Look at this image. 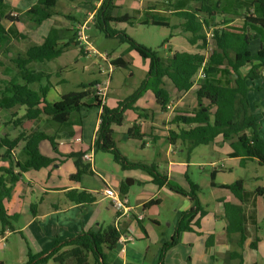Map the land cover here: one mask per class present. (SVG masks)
<instances>
[{"label":"trees","instance_id":"16d2710c","mask_svg":"<svg viewBox=\"0 0 264 264\" xmlns=\"http://www.w3.org/2000/svg\"><path fill=\"white\" fill-rule=\"evenodd\" d=\"M194 1L198 5L193 9L174 10L170 13L174 20L178 19L174 23L170 22L169 17L159 15L160 13H147L145 23L168 27L172 30L179 29L178 33L186 35L191 45L205 52L174 51L170 55L160 56L152 49L137 43L125 31L113 27V24L117 23H132L134 18L121 13V6L113 0H100L93 16L95 27L106 38L127 43L125 52L133 50L147 64L143 81L132 93L117 101L113 107L107 104L101 105L97 100L93 89L97 80L81 84V90L62 94L58 101L50 102L46 98L51 86L50 74L29 67L32 61L58 57L75 40L74 34L67 41L61 42L59 30L52 27L42 43L30 46L24 53V57L17 56L11 59L12 63L22 70L23 83L11 84L12 94L4 103H0V109L24 106L25 112L21 116L12 115L14 118L10 123L13 127L20 128L15 137L11 138L7 132L0 134V148H4V153L0 157L3 160H10L9 167H0V227L2 229L6 226L11 228L8 219L18 217V214L7 213L4 201L10 198L12 188L20 180L22 172L71 159L75 171L69 175V180L78 182L83 172L89 170L91 173H96L82 158L92 148L110 152L114 160L124 168H139L147 171L156 185L166 184L170 190L190 200L191 207L183 211L176 222V235L191 231L194 226H198L199 216L206 213L198 198L199 186L188 181L189 187L184 189L172 184L166 175L159 174L154 165L148 166L128 161L117 150L113 139L112 126H119L122 123L126 109H137L134 106L135 102L147 90L153 93L162 111L167 109L171 96L166 88V81L171 83L176 91L187 92L196 84L198 74L201 76L194 91L195 106L191 108L184 106L173 110L174 115L170 122L176 125L178 132L168 130V134L164 137L170 144L181 142L187 152H191L194 147L212 143L217 137H221L222 141L228 142L231 148L229 156L239 158L241 166H245L247 161H256L259 165H264V137L257 132V117L250 113L247 99L248 91L251 90L249 83L258 79H263L264 82V0H253L255 12L244 14L246 23L256 26L262 35L260 46L254 53L248 49V44L252 38L259 37V34L235 33L225 29L223 25L228 24L231 19L215 21L214 17L217 14L215 8L218 7V3L213 6L208 2L209 0ZM2 2L3 0H0V4ZM56 3L57 0H37L27 11V18L35 25H39L44 19L51 17ZM166 3L171 4L170 0H166ZM1 19L0 15V51L10 39ZM175 34L170 32V36ZM75 43L77 44L76 40ZM111 63L119 69L128 68L130 64L122 55L111 59ZM246 66L248 69L245 71ZM44 81L45 83L42 84L41 82ZM32 83L40 85L37 89H32L30 87ZM88 99L92 100L93 104H86L85 101ZM92 106L100 107L101 112L93 146H89L85 152L60 153L52 136H48L43 131L26 133L21 128L24 121L34 120L39 115H45L49 122L55 125H71L75 123L78 112L82 108ZM135 127L136 125L129 127L126 133L131 139H141L144 134L136 132ZM156 138L157 136H153V141ZM44 140L50 142L55 153L53 157L46 156L40 151L39 145ZM20 141L25 143L29 154V158L23 163L14 160L12 154V150ZM210 177L213 180V172ZM211 183L213 184L212 181ZM219 186L228 189L239 201V203L225 202L223 205L226 219L225 233L227 237L231 233H239L237 244L242 247L246 240L242 206L245 192L244 181L237 179L232 183L219 184ZM126 188L127 184L121 183L122 193ZM255 194L262 196L264 203V187H257ZM64 195L74 204H91L96 200L95 194L86 189L69 188ZM148 204H144V207ZM121 233L123 231L114 224L98 231L82 232L69 240L56 241L51 251H42L36 255L29 252L27 261L18 264H38L50 258L58 264H65L70 259H73L76 264H86L89 256L93 258L94 264H101L99 258L104 257L103 251L113 249ZM213 238V234L207 236L206 246L212 245ZM174 243L176 238L162 246L160 264L168 246ZM66 246H69V249L58 253ZM255 246V241H251L250 247L256 248ZM43 254L45 255L41 257ZM225 259H229V252H226ZM102 264L106 263L102 260Z\"/></svg>","mask_w":264,"mask_h":264},{"label":"rangeland","instance_id":"374dc122","mask_svg":"<svg viewBox=\"0 0 264 264\" xmlns=\"http://www.w3.org/2000/svg\"><path fill=\"white\" fill-rule=\"evenodd\" d=\"M116 4L120 5V12L126 13L134 18L132 23H117L113 24V27L125 31V33L130 36L133 40L141 45H144L153 51H155L160 56L170 55L174 51H187L190 53L195 52V47L191 45L186 38V35L178 33L179 29L172 30L168 27H160L155 25H148L145 23L146 18L148 17V8L147 5L154 4L160 9H163L166 0H113ZM171 4L167 5L173 10H191L196 6L194 0H170ZM211 5L215 6L217 3L218 7L217 14H221V11L225 9L230 12L232 8H237L244 14V8H238L235 6V0H209ZM239 2V6H240ZM165 5V6H166ZM224 7H227L224 9ZM246 9V8H245ZM253 9V12H252ZM247 10L251 13L255 12L253 0H250L247 3ZM157 13V12H155ZM216 14V16H217ZM228 14V13H226ZM231 14V13H229ZM162 16H167L170 19L171 23H174L173 17L170 16V13L159 14ZM81 16V15H80ZM78 14L75 15L76 19H79ZM214 17L216 22L221 21V17ZM233 19L231 16L227 17ZM86 20L82 19L81 21ZM71 21L69 23H74ZM215 22V23H216ZM234 27V26H233ZM170 32L177 33L173 36H170ZM87 33L91 38L93 47L99 53H110L112 57L122 55L127 61L130 62L128 68L119 69L117 68L112 74V83L111 89L109 91V102L115 103L118 98L132 93L139 84L143 81L145 75L144 60L136 55V52L129 50L127 52V43H120L117 39L106 38L104 34L99 31L93 22L92 19L88 22ZM259 47L258 44L252 42L250 44V51H255ZM79 47H73L66 56L75 57V74L76 78L71 80L67 85L63 87L65 92L78 91L81 90V87L77 86V83L83 82L88 83L92 78L99 75L98 69L101 66H106V62L100 54H81L79 53ZM111 58L110 56H108ZM64 59H56L48 61H32L31 67H57L61 64ZM73 61V60H72ZM35 69V68H34ZM0 73L2 74L3 79L8 77H13V81L23 82L17 74L22 73V70L18 69L14 64L7 63L2 68H0ZM100 76V75H99ZM98 76V77H99ZM101 77V76H100ZM60 77L55 74L52 78V83L57 81ZM125 79V80H124ZM11 81L12 83H14ZM4 84V81L0 82ZM37 83L30 84L32 89L36 88ZM171 84V83H170ZM254 89L248 91L247 99L249 102V111L251 114L257 117V132L261 137H264V82L260 79L255 81L253 86ZM148 91V90H147ZM145 92L141 95L143 96ZM172 99L177 97L175 93H171ZM2 99V94L0 95ZM194 99L192 91L187 93L180 101L181 105L187 104L188 106L194 105L192 101ZM136 103V102H135ZM135 106V104H134ZM179 107V105H177ZM174 105L173 102H169L167 105L168 109H165V112L159 109V105L154 106L150 105L149 108L143 111L142 109H126L123 113V120L119 126L113 125V139L117 150L121 155L125 156L130 162L142 163L145 165H154L159 174L166 175L169 181L172 184L179 185L184 189H188L189 182L186 181V184L182 183V180L176 177L178 172H181L185 175V179L189 180L192 183H195L199 186L198 198L203 209L209 212L214 216L221 217L223 219L214 220L215 227L217 231L222 229L224 225V208L222 204L215 200L216 196L221 197L224 200H233V195L224 189L215 188L212 189L210 186V174L213 168L221 169L217 170V176L215 178L216 183H232L237 179H243L245 195L243 197V202L248 203L252 201V196L255 194V189L257 187H264V165H259L256 161H247L245 166H241L239 159L235 157H229L226 153L230 150L228 142L221 141L220 143H209L205 145H198L192 149L191 152H187L186 147L177 142L175 144H170L164 137V135L158 129H148V133H152L157 136L156 140L153 142L151 137L143 136L141 139H131L127 136V129L133 123V121H140V123L146 122L149 125L151 123L158 124L160 127H163L162 121L167 118H170L174 115L175 108H178ZM18 116H21L25 112L24 107L17 108ZM97 107H92L90 109H82V122L83 126L86 129L87 135H90L92 127L97 119ZM156 115V120H153ZM8 116V113L2 111L0 113V118ZM154 121V122H153ZM24 126L26 129L29 127L30 123H27ZM170 128L172 131L178 132L176 125L171 123ZM71 125H63L62 128H69ZM22 128V127H21ZM20 128H8L9 136L12 138L16 135L17 130ZM4 130V129H2ZM145 133L146 132H142ZM0 134H3L1 132ZM148 135V134H147ZM219 144V145H218ZM40 151L46 155H53V149L49 141L45 140L40 143ZM17 157L21 162L25 161L26 157L29 155L25 143L20 141L16 146ZM4 153V148H0V155ZM93 161L94 167L97 170V173H91V171H85L81 174L79 182H72V184H80L81 182L86 187L92 189V191L97 196H101V191L105 188L104 180L110 183L111 185H121V183L127 184L129 190L127 197L128 199L134 200L135 196L142 190V184L139 182L140 174H147V171L141 170L139 168H124L121 164L117 163L114 160L113 154L110 152L102 150L93 151ZM174 160L178 164L183 161L182 167L175 165L168 172L170 167L169 161ZM85 163H88L85 161ZM58 162L51 163L48 167L50 174L48 173L46 190L45 192L39 189L38 184L41 181L40 171L36 169H30L32 178L36 181L37 185H33V189L26 183V180L17 181L11 192L10 196V207L15 209L18 213V218H9L8 222L11 225V228H17L20 225H23L26 221V214L29 215V209L26 208V203L32 205L34 208H51V205L54 203L57 198H60V201L63 200V190L66 185L69 184V175L75 171V166L72 160H66L61 162L60 167L55 166ZM10 160H3L0 157V167H9ZM178 171V172H177ZM99 172V174H98ZM102 175V176H101ZM29 176H27L28 179ZM135 181L128 184L129 180ZM185 185V186H183ZM143 193V192H141ZM163 199V205L160 210L159 219L162 223L161 228H152V234L166 232L167 221L173 217L176 209H180L183 200H189L187 197L182 195H173V191L167 186V188L161 193ZM257 201L259 200L258 197ZM42 199V200H40ZM107 199V198H106ZM103 201V205H99V209H103L108 206L109 211H104L102 217L105 222L104 227L109 226L112 223L113 214L115 213L114 209L106 202ZM260 201V200H259ZM92 205V204H91ZM91 205L88 206L91 210ZM261 206V207H259ZM262 210H264V203L258 202V221L256 228L253 224L247 227V235L251 241H255L256 253H252L251 259L256 264H264V218L262 217ZM152 217V213H147L146 224L149 222V218ZM48 219L51 220V217ZM213 221V220H212ZM29 237L26 236L25 232H11L10 236L4 240L2 246H0V261L5 262L6 264L12 263H24L28 259V253L30 252L33 255H36L34 248L32 247V242L29 241ZM135 240L131 241L128 246H138L141 251L145 252V264H150L156 254V250L161 246V244L151 238H139L135 237ZM227 244V243H226ZM30 247V248H29ZM31 249V250H30ZM180 250V249H178ZM195 251H192L194 254ZM249 257L246 258L245 263H247ZM230 264L229 259H225V256H221L218 260V264L224 263ZM53 264V263H50ZM57 264V263H56ZM67 264H75L73 259L67 261Z\"/></svg>","mask_w":264,"mask_h":264},{"label":"crops","instance_id":"0c3cea01","mask_svg":"<svg viewBox=\"0 0 264 264\" xmlns=\"http://www.w3.org/2000/svg\"><path fill=\"white\" fill-rule=\"evenodd\" d=\"M249 1L250 0H235L236 3L234 5L238 6V8H244L245 10L244 14L245 13L250 14L251 13L250 10L249 11L247 10V3ZM36 2L37 0H3V2L0 4V15L2 17L1 22L10 36L8 43L5 45L4 49L0 51V68H2L7 63H12L11 61L12 58H16L17 56L24 57V53L30 46L42 43L52 27L59 30L61 42L67 41L73 36V31L71 30V23L69 22L75 20L77 22H80L82 19L89 18V14L92 11H94L93 9H95V4H97V1H90V0H57L56 6L53 8V14L51 15V17L44 19L39 25H35L27 18V11ZM239 2L241 3L240 6H239ZM166 4L170 5L168 3H165V5ZM165 5L163 9H160V7L151 3L147 5L148 13L157 12L164 15L174 11L169 6L167 5L165 6ZM196 5L198 4L196 3ZM92 6H94V8ZM225 8L227 7H224V9ZM76 14H78L79 16L81 15L79 19H76L75 17ZM244 14H242L239 9L233 7L230 12H228L225 9V11H221V14H217L216 17H221V20L225 18L231 19V18H227L228 16L229 17L231 16L233 18L228 24L223 25L224 28L229 31L235 33L247 32L250 33L251 35L259 34V37H254L249 42L248 49L252 42H254V44L257 43L258 46H260L262 35L260 34L256 26L246 23ZM193 46L195 47L196 50L195 52H205L197 49L195 45ZM73 47H79V45L75 43V40L71 42V44L58 57L47 60L48 62L56 59H64L61 64L57 65V67L36 68L35 66L31 67L30 65L32 63H29L30 68L33 69L35 68V70H40L50 74L49 81L51 82V86L46 95L47 100L50 102L58 101L62 94L68 93L64 91L63 87L67 85L71 80L75 79L77 76V74H75V67L73 66L76 60L74 59L75 57L66 56L71 50H73ZM258 48L259 47H257L255 51H251V52L252 53L256 52ZM79 53L82 54L83 52L79 51ZM108 56L111 57L110 59L115 58L112 57L110 53H108ZM144 68L146 75L147 64L145 61H144ZM116 69L117 68L114 67L113 73ZM247 69L248 66L244 67L245 71ZM55 74H57V76H59L60 78L54 83H52L51 80ZM0 76H2L1 73ZM17 76L21 77L20 79L22 80L21 73L17 74ZM98 76L92 78L91 81L99 80L101 75L99 77ZM6 78L7 79H3L2 77H0V82L4 81V84L2 85L0 84V95L2 94V99H0V103H4L11 96L12 94L10 92L11 84H20L19 81L14 82L12 80L13 77L6 76ZM112 78H111V83L113 80ZM200 78L201 76H199L198 74V76L196 77V84L192 88H190L187 92L176 91L174 87L169 82L166 81V88L168 89L170 96H172L171 93L177 94L176 95L177 97L173 99L171 97V101H170L173 102L175 106L179 105V107L177 106L178 108L175 109L188 106L187 104L181 105L180 101L187 93H190L191 91L194 96V91L197 87V83L200 80ZM261 80L263 81V79ZM11 81H13L14 83H12ZM255 81L249 83L251 86V90L254 89L253 86L255 84ZM41 83L44 84L45 81ZM111 83H110V89L112 88ZM81 84L84 83L79 82L77 83V86L80 87ZM39 85L40 84L37 83L36 88ZM125 97L126 96L122 98H118L116 102L113 103V102H109V98L107 96L106 104L110 107H113L116 105L117 101ZM85 103L93 104V101L88 99L85 101ZM193 103L194 105L189 106V108L195 106L196 104L195 96L192 101V104ZM155 104L158 106V104L155 101L153 93L150 90H148L145 92L143 96L137 99L135 106L138 109L140 108L143 111H145L146 109L149 108L148 106L150 105L154 106ZM20 107H24V106H16L11 109H0V113L2 111L8 113L7 117L5 116L3 119L0 118V133L3 132L4 134L5 132H7L9 134L8 128L9 129L10 127L15 128L10 122L12 118H14L12 116L13 114H17L16 116H18L17 108ZM92 107H96V106H92ZM92 107H84L82 109H90ZM97 108H98L97 119L94 123V126L92 127L89 136L87 135L86 129L83 126V122L81 120L82 113L80 111L82 109L78 112V116L75 119V123L71 124V127L69 128H62L63 125L60 126V125L52 124L51 122H49L48 118L45 115H39L34 120L31 121L26 120L27 123H30L27 129L24 127L26 125V122L24 121L22 125V130L26 133L43 131L48 136H52L55 142L57 143V149L60 153L66 154L71 151L85 152L87 151L89 146H93V142L95 140L96 130L98 128V123H99V115L101 112V108L100 107ZM172 117L173 116H171L170 118L166 117V119L162 121L163 124L165 123L163 127H160L161 124L158 125L154 123H151L148 127L146 122L140 123V121H136V120L133 121V123L129 127L136 125L135 127L137 130V131L135 130L136 132H138L139 134H144V136L151 137V140L153 141V136L155 135H153L152 133H148L147 128L158 129L163 134H168V130L171 129L169 125L171 124L170 121ZM153 118H154L153 120H156V115ZM16 130L17 129H15V132ZM18 131L19 129L17 130V133ZM142 132H146V134ZM221 141H222L221 137H217L215 141H213L212 143H220ZM93 151L94 149L92 148L86 153L90 152L92 154ZM230 151L231 149L228 150L226 153L228 156ZM12 154L14 160L20 161V159L17 157L16 147L12 150ZM54 155L55 153L53 152V155H51L50 157H53ZM28 158L29 155L26 157L25 161L23 162H26ZM92 161H93V154H92ZM92 161L88 163L94 166V162ZM61 162L58 161V164H56L55 166L60 167ZM182 163L183 161L179 162L178 164L176 161L170 160L169 161L170 167L168 169V172L175 165L180 166L181 164L182 167L183 166ZM217 170H221V169L213 168V170L211 171L213 172L214 177L213 180H211L210 177V186L212 189L215 188L224 189L220 187L219 184H229V183L215 182V178L217 176ZM13 171L16 172V170ZM36 171H40L41 173V181L39 183L34 181V179L32 178V174H29L30 170L22 172L19 181L26 180V183L31 188L33 187V185L38 184L39 189L45 192L47 188L46 187L47 177H48V173L50 174V171L46 166L40 167L39 169H36ZM94 171L97 173L95 167H94ZM27 176H29L28 179ZM176 177L181 179L183 184H186L187 183L186 181H189L185 179V175L182 174L181 172H178L176 174ZM132 181L134 182L135 179H133ZM211 181L213 182V184L211 183ZM69 182L70 183L67 184L65 189L63 190L62 197L64 199L60 201V198H57L55 201H53L54 203L51 205V208L48 207L40 208V209L34 207L32 208L31 207L32 205L26 203L25 206L26 208L29 209L30 212L29 215L26 214V221L23 225H20L17 228H9L6 226L4 229H2L0 227V246H2L4 240H6L10 236L11 232L21 233L23 231L25 232L26 236L29 237L28 238L29 241L32 242V247L34 248V251L32 252H34L35 254H39L42 251H51L52 250L51 247L54 245L56 241L69 240L82 232L98 231L100 229L105 228L103 226L105 220L102 217V214L104 213V211H109V208L107 205H105L106 207L103 209V211H101L99 209V205L102 204L103 201L107 200L108 202L107 201L106 202L111 206L109 200L101 196H98L99 198L97 199V196L95 195L96 200L93 203H91L92 205L71 203L66 199L64 195V192L69 188L86 189L92 193L96 191H92V189L83 185L82 182L80 184H76V183L72 184L73 181L70 180ZM139 182L143 185L142 186L143 191H139V193L135 196L133 201L129 199V203L135 206L138 213L142 214L143 217L141 219H138L136 217H122L117 221V225L123 232L133 233L139 238L152 237L154 240H157L161 244V246L156 250V254L154 255V258L150 264H160V254H161L162 246L166 243L172 242L173 238H176V243L168 246L164 258L162 260V264H218L219 258L221 256H225L226 252H229L230 264H256L255 262H253V259H251V257H253L252 253H256V248L250 247L251 240L247 235V227L250 226V224H253L254 227L256 228L255 225H257V221H258V202L260 203L261 201L263 203L262 196H258L254 194L251 199L252 201L248 203L245 202L242 203L244 210V233L246 235V240L243 243L242 247H240L237 244V241L239 240V233H231L227 237L225 233L226 219L224 220V225L222 229H219L217 231L214 220L223 219L222 216L219 218H217L218 216H214V214L213 215L211 214L210 216L209 212L205 209L204 210L206 211V213L202 216H199L198 226H194V229L191 231L180 232L179 234L176 235L175 233L176 222L180 217L181 213L191 207L190 200L182 201V205L180 209H176L177 211L175 212L173 217L169 219V221H167L168 229L166 232L162 231L160 235L156 233L152 234V228H157V227L161 228L162 225L159 219L160 210L163 205V199L161 197V193L167 188V186L166 184L162 186L156 185L152 181V177L148 173L145 175L140 174ZM104 183L105 186H112L120 189V185L113 186L105 180ZM224 190L229 191L228 189H224ZM128 192L129 190L128 188H126L124 194L127 195ZM176 194L177 193L173 192V195ZM233 197L234 199L232 201L224 200L219 196H216L215 200L220 202L223 206L222 208H224L223 204L225 202L239 203L238 199L234 195ZM256 197H258L260 201L259 200L257 201ZM9 199L4 201L7 213L9 215L18 214L17 211H15V209L10 207ZM144 204H148V205L144 207ZM84 205H91L92 207H94L95 205L97 206H95L90 210L88 206H84ZM148 212L152 213V217L149 218V222L148 224H146ZM49 217H51V220L48 219ZM262 217L264 218V210H262ZM115 223H116V212L113 214L112 223L110 225H113ZM209 234H213L214 241L213 243H211L212 245L206 246V238L207 236H209ZM133 240L127 241L126 244L124 245L117 243L113 249L104 250L103 251L104 257L99 258L101 264H102V260L106 264H145V255H146L145 252L141 251L138 248V246H128V244ZM66 249H69V246L61 248L58 251V253ZM192 251H195V253L192 254ZM44 255L45 254L41 255V257ZM247 257H249V260L247 263H245ZM50 263L56 264L53 258H50L47 261L38 264H50ZM0 264H6V263L0 261ZM12 264H17V263H12ZM65 264H67V262H65ZM86 264H94L93 258L91 256H89Z\"/></svg>","mask_w":264,"mask_h":264},{"label":"built area","instance_id":"2783aa9c","mask_svg":"<svg viewBox=\"0 0 264 264\" xmlns=\"http://www.w3.org/2000/svg\"><path fill=\"white\" fill-rule=\"evenodd\" d=\"M99 4L100 0L97 1V4H95V9L99 6ZM95 9H93L94 11L89 14V18H87L86 20L71 23V30L73 31L75 40L77 41L80 50H82L84 54H100L106 62L105 67H99V73L101 77L96 81L93 88L97 100L101 105H103L106 104L107 101L114 65L111 63V59L108 57V54L99 53L93 47L91 38L87 33L88 22L94 16ZM82 158L86 162H91L92 154L90 152L85 153ZM90 166L94 170V166L92 164H90ZM101 195L102 197L109 200L111 206L116 212V223L114 224L116 227H118L117 221L122 217H136L138 219H141L143 217L142 214L138 213L136 207L129 203L127 195L122 193L119 188L105 186L103 191H101ZM135 237L136 235L133 233L123 232L118 237L117 243L124 245L127 241L133 240Z\"/></svg>","mask_w":264,"mask_h":264},{"label":"water","instance_id":"95a60500","mask_svg":"<svg viewBox=\"0 0 264 264\" xmlns=\"http://www.w3.org/2000/svg\"><path fill=\"white\" fill-rule=\"evenodd\" d=\"M132 182H133L132 180H129L127 183L130 184V183H132Z\"/></svg>","mask_w":264,"mask_h":264}]
</instances>
